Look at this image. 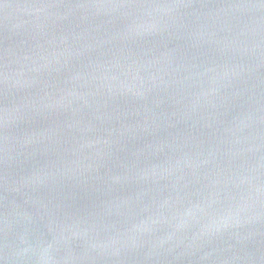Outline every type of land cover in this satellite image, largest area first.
Instances as JSON below:
<instances>
[{"label":"water","instance_id":"obj_1","mask_svg":"<svg viewBox=\"0 0 264 264\" xmlns=\"http://www.w3.org/2000/svg\"><path fill=\"white\" fill-rule=\"evenodd\" d=\"M0 264H264V0H0Z\"/></svg>","mask_w":264,"mask_h":264}]
</instances>
